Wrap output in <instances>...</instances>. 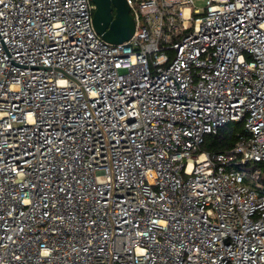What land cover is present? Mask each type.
I'll list each match as a JSON object with an SVG mask.
<instances>
[{
    "label": "built area",
    "instance_id": "built-area-1",
    "mask_svg": "<svg viewBox=\"0 0 264 264\" xmlns=\"http://www.w3.org/2000/svg\"><path fill=\"white\" fill-rule=\"evenodd\" d=\"M128 3L0 0V264H264V0Z\"/></svg>",
    "mask_w": 264,
    "mask_h": 264
},
{
    "label": "water",
    "instance_id": "water-1",
    "mask_svg": "<svg viewBox=\"0 0 264 264\" xmlns=\"http://www.w3.org/2000/svg\"><path fill=\"white\" fill-rule=\"evenodd\" d=\"M95 4L93 25L103 38L111 43L130 40L136 30L128 0H92Z\"/></svg>",
    "mask_w": 264,
    "mask_h": 264
},
{
    "label": "trees",
    "instance_id": "trees-1",
    "mask_svg": "<svg viewBox=\"0 0 264 264\" xmlns=\"http://www.w3.org/2000/svg\"><path fill=\"white\" fill-rule=\"evenodd\" d=\"M243 131V124L237 123L231 127V123L222 126L216 134L206 136L201 150L209 152H222L232 148L239 138V133Z\"/></svg>",
    "mask_w": 264,
    "mask_h": 264
},
{
    "label": "rangeland",
    "instance_id": "rangeland-1",
    "mask_svg": "<svg viewBox=\"0 0 264 264\" xmlns=\"http://www.w3.org/2000/svg\"><path fill=\"white\" fill-rule=\"evenodd\" d=\"M206 4H207V0H194V6L196 7H199L201 9V14H196L197 16H201L205 13V7H206ZM193 20L191 21V27H192V24H193ZM178 25L181 24V21L178 20L177 21ZM188 31H191V29H189ZM188 31H186L185 33H187ZM237 125V122H231V127H235Z\"/></svg>",
    "mask_w": 264,
    "mask_h": 264
},
{
    "label": "bare ground",
    "instance_id": "bare-ground-1",
    "mask_svg": "<svg viewBox=\"0 0 264 264\" xmlns=\"http://www.w3.org/2000/svg\"><path fill=\"white\" fill-rule=\"evenodd\" d=\"M187 14H188V10H187Z\"/></svg>",
    "mask_w": 264,
    "mask_h": 264
}]
</instances>
